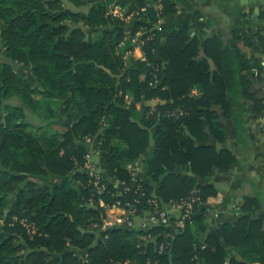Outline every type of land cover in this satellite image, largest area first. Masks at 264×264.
Listing matches in <instances>:
<instances>
[{
    "label": "trees",
    "instance_id": "1",
    "mask_svg": "<svg viewBox=\"0 0 264 264\" xmlns=\"http://www.w3.org/2000/svg\"><path fill=\"white\" fill-rule=\"evenodd\" d=\"M67 1L90 9L76 12L62 0H0V264H264L259 197L243 196L237 225L211 229L202 205L218 193L199 183L237 161L221 147V118L232 104L230 74L242 75L244 96L264 109L250 90L264 67L255 66L257 76L254 68L239 67L240 50L220 34L204 39L188 24L159 34V22L176 12L174 0ZM120 3L133 14L130 24L108 14ZM258 20L264 23V10ZM253 36L264 48V35ZM141 43L143 59H135L129 53ZM14 65L30 77L21 80ZM127 94L134 98L130 107ZM12 96L21 106L6 103ZM41 100L47 131L27 133L25 125H15L26 119L25 109L37 115ZM153 100L161 103L147 105ZM91 138L104 162L102 194L85 170ZM141 159L144 172L133 182L128 167ZM138 185L142 191L134 194ZM195 189L201 204L181 233L162 224L93 228L106 217L100 201L137 199L141 216L153 195L166 204ZM22 221L36 234L30 236ZM163 243L168 247L161 252ZM229 248L242 261L230 258Z\"/></svg>",
    "mask_w": 264,
    "mask_h": 264
},
{
    "label": "crops",
    "instance_id": "2",
    "mask_svg": "<svg viewBox=\"0 0 264 264\" xmlns=\"http://www.w3.org/2000/svg\"><path fill=\"white\" fill-rule=\"evenodd\" d=\"M66 7L76 12H88L90 7H75L67 0H62ZM137 0L122 1L133 5ZM158 2L160 0H147ZM177 3L176 12L168 15L159 22L157 32L179 29L184 25L192 27V35L203 32L204 39L220 34L226 45L236 47L241 52L239 67L255 68L257 64L264 67V48L254 34L264 35V23L258 20V14L264 10V0H174ZM205 23L207 28L198 27ZM233 30L241 37L234 40ZM163 39L160 38L158 45ZM135 59L143 58L142 49L137 46L131 53ZM247 74L246 71L243 75ZM239 73L230 74L232 84L229 96L232 104L229 108L228 118H221V124L226 129V139L223 146L235 153L237 161L231 169L222 173L216 171L207 179H199L202 185L212 186L218 193L202 206L206 209V221L211 229L223 225H237L243 216L241 209L244 204L243 196H258L262 209L258 215L264 214V109L244 96L242 86L239 84ZM251 92L264 104V77L252 82ZM161 103L153 100L147 105L154 107ZM140 109V107H137ZM88 140H96L91 138ZM152 150V144L149 151ZM98 167L104 168V162L99 157ZM137 175L144 172L143 160L137 164ZM230 258L242 261L239 251L229 248Z\"/></svg>",
    "mask_w": 264,
    "mask_h": 264
},
{
    "label": "built area",
    "instance_id": "3",
    "mask_svg": "<svg viewBox=\"0 0 264 264\" xmlns=\"http://www.w3.org/2000/svg\"><path fill=\"white\" fill-rule=\"evenodd\" d=\"M108 14L124 21L126 24H130L133 18V14L128 16L125 14V8L122 3L110 6ZM140 34L141 33L138 35ZM133 42H137L136 39H133ZM142 44L143 43L138 44V46L141 48ZM252 72L256 76L259 74V71L256 68H254ZM124 103L126 107L132 106L134 103L133 96L129 94L125 95ZM138 107H140V105H138ZM178 114L182 115L183 113L179 111ZM86 143L88 144V153L86 155L85 170L89 175V178L94 181V187L97 193L102 194L104 192V187L100 185L101 170L97 165L101 153L97 150L96 140H86ZM128 168L133 172V182H136L138 176L136 165L129 166ZM130 188L131 187L125 186V191L128 192ZM141 189L142 187L138 185L134 194L141 192ZM120 195L121 194L118 196ZM141 195L144 194L141 193ZM139 203L140 202L137 199L133 201L116 200L111 205H106L103 201H100V206L105 209L106 217L100 225H93V228L99 229L101 232H107L108 230L119 226L132 229H146L149 226H158L162 224L171 228L176 233H181L186 229L187 225L191 223L192 217L195 213V207L201 204V195L200 191L195 189L189 197L181 200H173L166 204L153 195L147 201L150 210L144 211L141 216L137 215V204ZM21 223L24 228L27 229V233L30 236L36 234V228L32 224H29L26 221H22ZM167 247L168 243H163L160 246V251H165Z\"/></svg>",
    "mask_w": 264,
    "mask_h": 264
},
{
    "label": "rangeland",
    "instance_id": "4",
    "mask_svg": "<svg viewBox=\"0 0 264 264\" xmlns=\"http://www.w3.org/2000/svg\"><path fill=\"white\" fill-rule=\"evenodd\" d=\"M0 61H4L3 57H0ZM17 72H19L22 75H29V72L26 68L17 67ZM41 99V96H34V99ZM43 102V106L42 109L39 111V113H37V115L33 114L31 111L26 109V120L31 123V125L39 128V130H37L38 135H42L45 131H47V129L44 128L45 125H47V122H44V106L46 105V103H44V100H41ZM10 105L12 106H21V102L19 99L17 98H13L12 100H9L8 102ZM43 127V128H42ZM36 129V128H34ZM58 130L60 128H57ZM55 131V125L53 127H51V129H48V132H52Z\"/></svg>",
    "mask_w": 264,
    "mask_h": 264
},
{
    "label": "flooded vegetation",
    "instance_id": "5",
    "mask_svg": "<svg viewBox=\"0 0 264 264\" xmlns=\"http://www.w3.org/2000/svg\"><path fill=\"white\" fill-rule=\"evenodd\" d=\"M0 64H1V61H0ZM14 67V73L15 74H17V75H19L20 76V79L21 80H25V79H27V78H29L30 76L29 75H22V74H20L19 72H17V67L18 66H13ZM13 98H17V97H14V96H12V97H10L8 100H6V103L8 104V105H10L8 102H9V100H12ZM18 99V98H17ZM10 106H12V105H10ZM13 107H18V106H13ZM28 110V109H27ZM30 111V110H29ZM33 113V112H32ZM34 114V113H33ZM24 116L26 117V109H25V112H24ZM3 117L5 118V117H7V113H4L3 114ZM20 124H23V125H25V127H24V130L27 132V133H37V130H39V128H37V127H35V126H33V125H31V123H29L26 119H24V120H21V122H17V123H15V125H20ZM46 126V125H45ZM45 126H44V128H45ZM34 128H36V129H34ZM43 128V127H42ZM16 129H18V130H21L20 128H16Z\"/></svg>",
    "mask_w": 264,
    "mask_h": 264
},
{
    "label": "water",
    "instance_id": "6",
    "mask_svg": "<svg viewBox=\"0 0 264 264\" xmlns=\"http://www.w3.org/2000/svg\"><path fill=\"white\" fill-rule=\"evenodd\" d=\"M81 233H85L83 230H80Z\"/></svg>",
    "mask_w": 264,
    "mask_h": 264
}]
</instances>
